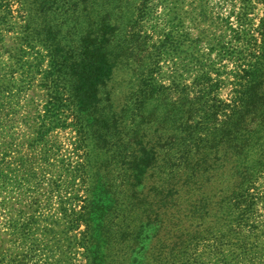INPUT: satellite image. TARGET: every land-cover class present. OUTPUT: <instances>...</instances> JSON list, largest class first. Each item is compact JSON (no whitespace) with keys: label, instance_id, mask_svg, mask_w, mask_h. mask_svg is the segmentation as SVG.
Returning <instances> with one entry per match:
<instances>
[{"label":"rangeland","instance_id":"rangeland-1","mask_svg":"<svg viewBox=\"0 0 264 264\" xmlns=\"http://www.w3.org/2000/svg\"><path fill=\"white\" fill-rule=\"evenodd\" d=\"M43 1L0 0V264H264V0H102L98 96L82 0Z\"/></svg>","mask_w":264,"mask_h":264},{"label":"trees","instance_id":"trees-1","mask_svg":"<svg viewBox=\"0 0 264 264\" xmlns=\"http://www.w3.org/2000/svg\"><path fill=\"white\" fill-rule=\"evenodd\" d=\"M35 5H46L43 0H34ZM82 5L84 6L83 10L85 11V19L89 21L88 29L86 31L87 36L83 38L82 41V51L81 53V60L84 59L86 70L90 74V78L88 80L89 84V91L91 96H98V92L101 87H103L106 82L109 80L113 67H116L117 59L123 56L124 53L123 49L117 51V47L114 46L112 49V44L115 42V37L119 26L117 25L116 21L113 20V17L110 13H104L102 10H106V3L102 0H82ZM47 12V11H45ZM114 22V24H113ZM48 27V26H47ZM46 27V28H47ZM53 27L48 28V33L52 36L51 42V52H56L54 55H51L50 63L52 66L53 74L55 76L57 71H59V65L62 63L58 53L61 52V49L57 48L59 44L56 42L57 38L55 34L52 32ZM264 37V36H263ZM264 45V39H263ZM119 52V53H117ZM113 55V56H112ZM68 59H72L69 57ZM58 65V66H57ZM78 64L73 63V69L78 67ZM102 69L98 71V69ZM98 71V72H97ZM92 73V75H91ZM264 76H262L263 78ZM59 77H55L53 83L56 87H62L64 90V86L58 83ZM64 92V91H63ZM151 87L144 85L141 88L139 99L142 103L149 99ZM60 95V94H56ZM55 100V99H54ZM57 113L58 115L61 114L60 112L52 111ZM245 118H240L239 121L243 123ZM150 122L149 120L147 121ZM153 139H151L152 142ZM236 140V139H235ZM143 141L139 140V145L142 147ZM173 142V141H172ZM129 154V153H128ZM149 155L155 156L153 151L148 152ZM195 170H199V164L196 162ZM91 211H93L91 209ZM89 212L88 218L91 214ZM14 264H31L30 260L27 258L18 259L14 262ZM36 264V263H33Z\"/></svg>","mask_w":264,"mask_h":264}]
</instances>
